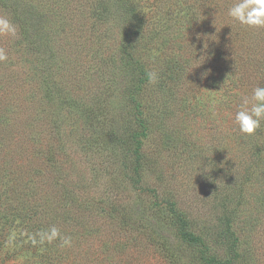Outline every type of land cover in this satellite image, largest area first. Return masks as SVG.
Masks as SVG:
<instances>
[{"label":"rangeland","instance_id":"374dc122","mask_svg":"<svg viewBox=\"0 0 264 264\" xmlns=\"http://www.w3.org/2000/svg\"><path fill=\"white\" fill-rule=\"evenodd\" d=\"M235 2L0 0V264H264V123H235L264 28ZM51 226L71 247L25 235Z\"/></svg>","mask_w":264,"mask_h":264},{"label":"clouds","instance_id":"9594fccd","mask_svg":"<svg viewBox=\"0 0 264 264\" xmlns=\"http://www.w3.org/2000/svg\"><path fill=\"white\" fill-rule=\"evenodd\" d=\"M228 16L249 28H264V0H236L228 9ZM15 35L16 26L8 18L0 16V36L14 37ZM7 60V52L0 48V62ZM146 76L150 84L158 83L157 72H147ZM235 123L239 131L247 136L254 135L261 128L264 123V87L258 86L253 89L251 97L242 98L239 110L235 114ZM37 235L39 241L34 239V243L52 244L59 240L61 247H71L72 245V237L61 235L60 229L56 226L40 231Z\"/></svg>","mask_w":264,"mask_h":264},{"label":"trees","instance_id":"16d2710c","mask_svg":"<svg viewBox=\"0 0 264 264\" xmlns=\"http://www.w3.org/2000/svg\"><path fill=\"white\" fill-rule=\"evenodd\" d=\"M31 230L32 229H30V231L25 232V235L29 233L28 235L32 236L33 239H35L36 238L35 232H34V236H33V232ZM185 238H186V240H192V239H194L193 235H191L190 233H188L187 235H185Z\"/></svg>","mask_w":264,"mask_h":264}]
</instances>
